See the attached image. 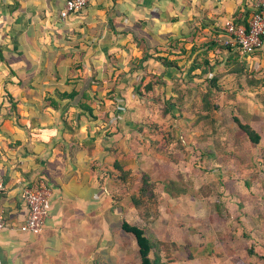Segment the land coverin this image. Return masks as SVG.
<instances>
[{
	"label": "crops",
	"instance_id": "1",
	"mask_svg": "<svg viewBox=\"0 0 264 264\" xmlns=\"http://www.w3.org/2000/svg\"><path fill=\"white\" fill-rule=\"evenodd\" d=\"M65 1L0 0V176L5 185L0 211L7 223L0 231V264H139L134 238L120 228L131 210L139 215L130 201L134 194H129L132 178L121 182L117 174L111 175L108 182L114 191L124 193L114 201L116 195L104 188L101 172L110 169L119 174L112 166L115 160L129 172L135 167L130 158L139 153L148 154L144 159L150 160V170L162 173L167 163L157 154L159 146L154 147L147 138L136 146L135 135L104 128L117 114L110 107L113 99L104 95L127 85L131 89L144 87L148 83L141 80L147 74L167 80L175 69L151 58L141 65V58L147 55L176 60L184 53L193 60L226 20L246 22L257 0H94L83 11L62 19L60 11ZM254 60L252 56L247 65ZM92 78L89 94L95 97L90 118L70 106L69 100L60 99L58 92L76 91ZM52 100L58 108L50 106ZM248 111L264 116L250 107ZM250 125L260 142L252 145L245 139L244 150L237 147V153L247 154L248 162L256 164L261 159L256 155L264 151V130L260 120ZM196 140L208 149L213 143ZM178 175L188 193L171 196L163 189L164 199L176 202L175 208L182 198L187 197L191 203L199 199L197 187L189 184L185 175ZM40 177L51 185L48 216L38 235L22 233L19 225L27 213L22 190ZM242 192L245 211L251 207L250 214H254H249L248 226V215L244 216L243 226L260 234L264 231V215L254 201L257 196ZM156 211L154 218L142 217L152 222L141 225L150 237L164 244L172 264L181 261V250L187 256L182 262L192 264L199 245L191 243L187 235L184 245L157 235L156 222L162 223L158 205ZM191 216L194 221L200 218L196 210ZM229 223L227 220L222 228L223 234L225 230L230 232ZM189 233L195 234L194 227ZM204 252L207 256L203 263L208 264L212 256L206 246ZM223 262L221 258L218 264Z\"/></svg>",
	"mask_w": 264,
	"mask_h": 264
},
{
	"label": "rangeland",
	"instance_id": "2",
	"mask_svg": "<svg viewBox=\"0 0 264 264\" xmlns=\"http://www.w3.org/2000/svg\"><path fill=\"white\" fill-rule=\"evenodd\" d=\"M213 41L214 38H211L204 44L208 48L205 46L198 49L194 58L195 64L199 65L196 74L189 72L193 62L191 56L186 57L183 53V58L176 59L183 63L173 68L174 74H170L168 81L163 80V76L153 74L143 77L141 83L144 81L153 84L151 90L145 91L146 85L134 89H131L130 85L128 88L127 85L122 89L107 92L104 97L113 99L110 107L116 110L117 114L111 122L105 123L104 128L124 130L129 135H135L136 146L142 145L143 137L154 147L159 146L160 152L157 154L167 163L163 166L162 173L155 168L154 171L150 170L153 168L149 164L150 160L144 159L148 154L139 153L132 158L128 156L135 166L128 172V176L132 178L129 194L138 193L143 174L149 176L155 190L162 217L161 220L160 217L157 218L162 221L156 222L157 235L167 237V240H173V243L179 245H184V238L189 236L191 243L199 245L200 250L195 253L196 260L192 264H204L203 259L207 256L204 252L205 246L212 256L208 264H218L221 258L224 260L222 264H264V261L258 258V252H264V231L256 234L251 228L243 226L245 222L247 226L251 225L249 214L252 208L245 211L244 201L240 196L242 191L246 192V195L251 193L257 196L254 201L264 215V193L261 191L264 181V151L261 155H256L261 158L256 164L248 162L247 154H237V147L244 150L247 138L233 121V117L239 116L235 103L242 98L250 100L248 105L251 111L256 110L264 114V84L253 88L248 84L251 79H264V46L254 52L253 57L256 60L253 64L247 65L239 56H235L234 51L229 52L224 47L215 45ZM140 62L142 65L143 62ZM236 65L241 68L240 73L232 75L230 71L236 68ZM209 68L213 69L211 73H202L204 69L208 71ZM212 76L217 79L215 87L211 84ZM206 93L209 94V101L213 105L209 112L211 116L198 123L197 117L204 115L201 106ZM259 117L264 130V116ZM196 139L202 143L206 140L213 143L208 145V149L197 143ZM216 150L219 151L217 154ZM108 166L110 167V164ZM178 172L186 176L189 184L197 187L199 199L191 203L187 197L182 198L175 208L176 202L170 198L164 199L163 184L170 177H179ZM101 174L104 188L112 190L116 195L115 199H112L117 201L118 195L121 197L119 193H124L120 189L114 191L109 179L111 175L118 173L109 169L102 170ZM195 210L200 217L197 221L191 218ZM141 211L142 209H139L138 214ZM255 211L258 213V209ZM245 215L248 217L244 222ZM253 215L250 214V217ZM123 219L130 224L140 225L146 221L132 210ZM227 220L230 222V232L227 234L225 230L223 234L222 228ZM190 227H194V235L189 233ZM130 237L132 239L133 236ZM249 246L257 251L255 255L247 254ZM181 252L178 256L181 261L178 264H190L182 262L187 256L185 250Z\"/></svg>",
	"mask_w": 264,
	"mask_h": 264
},
{
	"label": "trees",
	"instance_id": "3",
	"mask_svg": "<svg viewBox=\"0 0 264 264\" xmlns=\"http://www.w3.org/2000/svg\"><path fill=\"white\" fill-rule=\"evenodd\" d=\"M243 24L246 25L245 22H243ZM222 32H223L222 28L218 29L217 31L214 32V37L221 34ZM213 42L215 43V45L219 47H224L223 45L218 44L216 40H214ZM224 48L227 49L229 52L234 51L233 53H235L236 57L239 56V51L231 47H224ZM149 58L155 59L165 68H176L177 63H178L177 60H170L168 57H150L147 55L143 56L141 58V61L144 62L148 60ZM195 62H196L195 59H193L192 65L189 69L190 73L199 68V65H196ZM240 69L241 68L238 65H236V68L231 69L230 72L232 75H238L240 73L239 72ZM212 70H213L212 68H209L208 71H205L204 69L202 73L203 74L211 73ZM157 80L159 82V79ZM93 82H94V78L89 79L83 83L80 89L76 91L73 90L69 93L67 92L59 93L58 92V96L62 100H69L70 106L79 108L82 111V114L85 113L88 117L93 118V108H92L91 103L93 102V98L95 96H92L89 94L90 86L92 85ZM216 82H217V79L214 76H212L211 84L214 87L216 86L215 85ZM248 84L252 86L251 88H253V86L256 87L258 85L264 84V79L263 78L256 79V80L251 79L248 81ZM152 87H153V84L148 83L146 87H144L145 89L144 88L143 89L145 91L146 90L149 91L151 90ZM208 95L209 94L206 93L202 98L201 110L203 111L204 115L197 117L196 122L198 121L201 122L202 120H206L209 118V116H211L209 112L213 105H211ZM235 104H236V109L238 111L239 116L233 117V121L237 124L238 128L242 131L244 136L247 138V140L252 145L258 144L260 142V136L255 130L252 129L250 124L252 121H258L261 118L259 116L249 113L248 111L249 106L245 101L240 99ZM50 106L54 108H58V104L54 100L50 101ZM207 138L204 137V139H207ZM112 166L114 170L119 172L117 176L118 179L123 180L121 182H126V179H128V172L124 171L116 160L114 161ZM40 179H42L46 183L48 188L49 186H51L49 181L45 177H40L37 180H40ZM181 179L182 178L179 175V179L177 181L171 178L166 180L164 184V189L166 190V192L170 194L171 196H174L175 194L188 193L187 191L189 189L183 183ZM150 182L151 181H150L149 176H147L146 174H143V176L141 177V184L138 189V193L137 194L134 193L130 196V201H131L132 206L138 210L142 209L139 215L143 218L145 217L154 218L152 216H155L154 214H157L156 195L154 192L153 185ZM261 189L264 193V181H263V185ZM148 222L149 221L146 220V223ZM120 228L124 233L130 234L131 236H133L136 242L137 250H138L139 264H172L173 261L169 259V255L167 254V252L165 253L164 244L160 242L159 240H156L150 237L148 234V229L145 226L133 225L123 220L121 222ZM255 253L256 252L254 251L253 247L249 246L247 250V254L249 256H253L255 255ZM258 258L264 261V252L262 255H259Z\"/></svg>",
	"mask_w": 264,
	"mask_h": 264
},
{
	"label": "built area",
	"instance_id": "4",
	"mask_svg": "<svg viewBox=\"0 0 264 264\" xmlns=\"http://www.w3.org/2000/svg\"><path fill=\"white\" fill-rule=\"evenodd\" d=\"M94 0H66L60 17L66 18L71 13L83 11L87 4ZM245 24H236L226 20L223 32L214 37L218 44L231 47L239 51L240 59L249 62L254 52L264 46V0H259L253 13ZM48 190L46 183L40 179L24 186L22 190L23 201L26 206V216L19 225V231L31 235L41 233L48 216ZM5 191L3 178L0 176V193ZM7 226L6 219L0 211V231Z\"/></svg>",
	"mask_w": 264,
	"mask_h": 264
}]
</instances>
